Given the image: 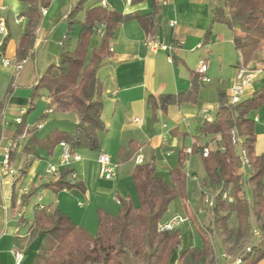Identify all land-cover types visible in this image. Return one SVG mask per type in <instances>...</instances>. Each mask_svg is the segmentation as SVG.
<instances>
[{
	"label": "crops",
	"instance_id": "1",
	"mask_svg": "<svg viewBox=\"0 0 264 264\" xmlns=\"http://www.w3.org/2000/svg\"><path fill=\"white\" fill-rule=\"evenodd\" d=\"M152 2L153 0L140 3H133L132 0H52L42 9L33 58L27 59L24 67L17 72L12 65H4L3 58H10L12 63L18 62L16 51L26 26V18L22 15L25 3L22 0H0V22L5 21L7 27V34H0V264H16L12 250L21 238L28 235L31 224L23 223L17 216L20 205L19 184L14 185L12 177L1 170L6 147L13 140H18V147L12 152L11 164L19 170L27 158L24 147L33 129H37L39 136L44 137L56 128L72 131L77 120L72 114L52 109L47 89L36 90L34 87L52 63H59L60 48L75 49L81 23L85 20L89 7L101 4L124 13L146 14L152 10ZM79 3L82 8L75 15L76 23L70 27L68 16ZM160 3L159 26L153 37H147L137 19L119 24L112 36L111 54L98 71L105 87L102 117L106 130L100 132L101 148L77 150L81 159L72 160L68 166L74 169V180L80 186L60 191L42 187L38 194L43 196V201L48 197L49 206L59 207L75 222L96 233L100 222L99 210L117 214L121 208L120 197H130L137 202L132 173L137 165L138 155L144 161H150L154 157L157 174L170 180V170L180 164L181 150L186 151L192 147L193 152L187 157L188 163L184 162V170L187 175L193 173L199 178L193 179L188 175V200L175 199L172 202L184 207L185 214L177 215L188 218L177 225L179 228L184 227L185 232L181 235L179 248L173 252L170 264H178L184 250L194 244L198 245L189 213L195 211L192 202L197 192L199 191V199L203 202L202 192L205 190L202 186L205 176L202 157L199 152L194 151V148L206 143L201 132L203 117L200 110L208 107L212 116H215L219 106L218 89L225 90L229 98L237 68L241 64V55L233 40L234 30L224 23L214 22L215 11L225 0H167L166 3L160 0ZM103 38L104 33L101 32L92 36L88 58L92 50L101 45ZM6 39L7 43L3 48ZM152 41L172 48L163 50L153 46ZM204 61L208 67L206 76L209 80L205 82L200 78V107L184 103L163 109L154 108L149 103L151 95L178 94L188 90L192 86V71L197 72L198 66ZM247 65L251 68L264 66V50L259 51L257 60ZM263 85L264 70L246 87L243 99L251 97ZM251 114L256 134L255 152L259 155L264 153V104ZM20 117L25 121L27 132L18 135ZM136 118L140 120L137 121ZM39 124L42 127H38ZM41 130L46 132L43 134ZM137 143L140 149L133 153L132 149ZM100 152H106L118 164L115 177H100ZM62 155L61 144L55 147L51 155L42 151L41 157L35 159L27 169L21 180L22 186L28 185L31 190L57 178L48 169L52 165L63 168ZM249 174L250 171L246 172L244 177L247 178ZM14 189L17 191L15 202ZM204 211L203 206L196 211L195 216ZM173 217L161 222V225L168 223ZM42 238L43 236H39L28 247L22 248L25 252L22 264H32ZM234 259L227 257L222 247L216 264H235ZM256 264H264V258Z\"/></svg>",
	"mask_w": 264,
	"mask_h": 264
},
{
	"label": "trees",
	"instance_id": "2",
	"mask_svg": "<svg viewBox=\"0 0 264 264\" xmlns=\"http://www.w3.org/2000/svg\"><path fill=\"white\" fill-rule=\"evenodd\" d=\"M22 1L25 3L22 15L26 18V26L16 51L18 61L34 55L42 9L52 0ZM143 1L132 0L133 3ZM81 8L79 3L69 14L70 27L76 23L75 15ZM160 8V0H153L152 10L146 14L124 13L101 4L87 9L75 49L64 48L59 63H52L34 87L36 90L47 89L52 109L76 116L74 128L72 131L56 128L44 137L33 129L24 147L27 158L19 169L21 180L33 161L41 157L42 151L51 155L62 141L70 145L72 152L101 148L100 132L106 130L102 117L105 87L98 71L111 54L112 36L119 24L137 19L147 37H153L159 26ZM214 22L224 23L234 30L233 40L241 55L240 65L258 59L259 51L264 50V0H225L217 7ZM99 29L104 33L103 41L88 58L91 38ZM200 78L198 72L192 71V86L188 90L178 94L151 95L149 103L154 108L163 109L184 103L200 107ZM218 102L213 121L202 122L201 132L206 143L194 148L200 153L205 170L202 200L204 193L212 192L216 194L215 203L209 207L211 216L208 223L202 224L189 213L204 244L184 250L178 264H216L213 243L216 234L226 256L241 259L237 264H256L264 258V153L258 155L255 152L256 134L251 114L264 104V85L239 103L229 102L226 91L218 89ZM1 110L0 105V131ZM233 127H237L244 138L243 145L250 157L251 169L247 178L241 170L237 148L231 141ZM25 132L26 124L22 120L17 133ZM205 146L210 147L207 156L203 155ZM139 149L140 145L135 144L133 153ZM188 156L182 149L180 164L170 170V180L157 174L154 157L137 163L132 173L137 202L130 197H120L121 208L117 214L99 210L100 222L96 233L75 222L59 207H51L50 210L35 208L28 235L21 238L17 246L24 249L43 236L32 264H170L174 250L180 246L182 229H162L161 219L175 199L187 201L189 198L188 175L184 170ZM73 171L71 167L61 168L57 178L22 195V204L28 203L42 187L60 191L80 186L70 178ZM224 191L232 193L233 202L223 198ZM16 199L17 191L14 189L13 201ZM233 216L237 218L236 224L232 223ZM20 220L29 223L25 217Z\"/></svg>",
	"mask_w": 264,
	"mask_h": 264
},
{
	"label": "built area",
	"instance_id": "3",
	"mask_svg": "<svg viewBox=\"0 0 264 264\" xmlns=\"http://www.w3.org/2000/svg\"><path fill=\"white\" fill-rule=\"evenodd\" d=\"M162 2L166 3L167 0H162ZM17 21L20 22L21 20H17ZM98 32L103 33V31L101 29H99ZM0 34H7V27H6L5 21L0 22ZM151 44L153 46L159 47L163 50H170L172 48L171 46H168V45H165L163 43L156 42V41H152ZM170 58H172V56H170ZM27 59H23L22 61L12 63L10 58L5 57V58H3V64L6 66L12 65L14 67V69L18 72L24 67L25 63L27 62ZM207 69H208V67H207V64L205 61L202 62L197 68V72L200 74V77L203 81L209 80V78L206 76ZM263 70H264L263 65L259 66L257 68H251L248 65L238 66L237 74L235 77V82H234L233 86L231 87L229 102H231V103L241 102L243 99V95L245 93L246 87L254 80V78L257 76V74L262 72ZM200 115L203 117V120L213 121V119H214V117L210 113V109L208 107H203L200 110ZM136 120L139 121L140 119L136 118ZM18 122H20V123L22 122L21 117L18 118ZM38 127H42V125L39 124ZM231 141L237 148V153H238V156H239L240 161H241V170L245 175L246 172H249L251 169V162H250L248 150L243 145L244 138L239 134L237 127H233L231 130ZM60 144L63 148L62 167H68L72 160L81 159V155L78 154L77 152H72V149L67 142L62 141ZM17 147H18V140L17 139L13 140L10 143V145L8 147H6L5 154H4V161L2 164L1 170L12 177L14 185L19 184V189H20L19 204L20 205H19V208L17 211V216L19 218H22V217H25V213L27 211V208L24 207L22 204V195L28 194L30 192V188L28 185L22 186L20 175H19V170L16 169L15 167H13L11 164L12 152ZM222 149H224V147ZM186 152L190 155L193 152V148L191 147V148L186 149ZM209 152H210V147L205 146L203 148V155L207 156L209 154ZM98 161L100 163V177L101 178L111 179V178L116 176L117 171H118V164L113 161L112 157L109 154H107L106 152H100L98 155ZM143 161H144V158L141 155H138L136 157L137 163H142ZM185 163H188L187 159L185 160ZM60 169H61L60 167L52 165V166H50L48 171L50 173H52L54 176L58 177ZM188 175L190 177H192L193 179L199 178V176L197 174L188 173ZM70 176L74 180L76 177V173L71 172ZM222 196L228 202L234 201V197H233V195L230 194L229 191H224ZM215 197H216L215 193L206 192V193H204V196H203V203L206 206L211 207L215 203ZM80 204L82 205L83 202H80ZM34 205H35V208H38V209H46V210L51 209V206L43 203V196L42 195H39L37 197V200H36ZM186 220H188L187 217L176 215L168 223L162 225L161 228L162 229H172V228L177 227V225L180 222H184ZM12 252L14 254L16 264H22L24 261V258H25L24 250L22 248L16 246L13 248ZM234 262H235V264L240 263L241 259L236 258V259H234Z\"/></svg>",
	"mask_w": 264,
	"mask_h": 264
},
{
	"label": "rangeland",
	"instance_id": "4",
	"mask_svg": "<svg viewBox=\"0 0 264 264\" xmlns=\"http://www.w3.org/2000/svg\"><path fill=\"white\" fill-rule=\"evenodd\" d=\"M62 48H60V52H61ZM33 58V57H30V59ZM29 59V58H28ZM207 82V81H205ZM210 86V84L208 85ZM45 90V88L43 89ZM207 93V91H206ZM211 96V94H209ZM46 130H41V133H45ZM50 176V175H49ZM25 186V185H24ZM40 190V189H39ZM39 190H37L34 194V196L30 199V201H28V203H26L25 205H23L24 207L27 208V211L25 213V218L27 219V221L31 222L33 217H34V212H35V202L37 200V197L39 196L38 192ZM232 195V193H230ZM248 197L250 198V193L248 191ZM179 200H181V198H177ZM48 197L46 196L44 198V201L43 203L47 204L48 205ZM203 202L199 199V191L197 192V195L195 198H193V202H192V205L194 206V209L195 211L194 212H191V214L196 217L195 215H197V212L198 209H200L201 207H205V211L203 214L197 216L196 218L202 223H208L209 222V219H210V216H211V211H210V208L208 206H206L205 204H202ZM120 211V210H119ZM185 214L184 213V207L182 205H175V203H172L170 206H169V209L167 210V212L164 214L163 218L161 219V222H164L166 219H168L169 217H173L177 214ZM237 222V218L235 216L232 217V223L236 224ZM194 225V224H193ZM98 228H99V224L97 226V230L96 232L98 231ZM182 229V234L185 232V228L184 227H180ZM194 234L195 235V239L198 241V246H203L204 244V241H203V238L201 237V235L197 232L196 228L194 227ZM181 234V235H182ZM213 243L216 247V251H217V257L222 253V245H221V242L219 240V236L216 234L213 238ZM195 245V244H194ZM197 245V244H196ZM220 253V254H219ZM33 262V261H32Z\"/></svg>",
	"mask_w": 264,
	"mask_h": 264
}]
</instances>
